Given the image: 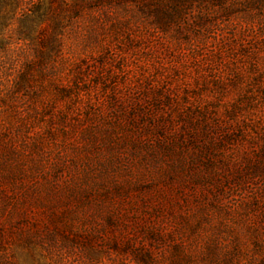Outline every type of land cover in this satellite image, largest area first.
I'll return each instance as SVG.
<instances>
[{"label": "rangeland", "instance_id": "rangeland-1", "mask_svg": "<svg viewBox=\"0 0 264 264\" xmlns=\"http://www.w3.org/2000/svg\"><path fill=\"white\" fill-rule=\"evenodd\" d=\"M8 1L0 264H264V0Z\"/></svg>", "mask_w": 264, "mask_h": 264}, {"label": "trees", "instance_id": "trees-1", "mask_svg": "<svg viewBox=\"0 0 264 264\" xmlns=\"http://www.w3.org/2000/svg\"><path fill=\"white\" fill-rule=\"evenodd\" d=\"M6 1H8V0H6ZM85 0H75V1H65V5L68 7V8H71V7H75V5H77L78 3H80V2H84ZM12 2H18L19 3V0H13V1H8V2H5L6 4L8 3V5H11L12 6ZM0 5H1V2H0Z\"/></svg>", "mask_w": 264, "mask_h": 264}]
</instances>
